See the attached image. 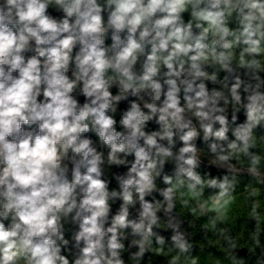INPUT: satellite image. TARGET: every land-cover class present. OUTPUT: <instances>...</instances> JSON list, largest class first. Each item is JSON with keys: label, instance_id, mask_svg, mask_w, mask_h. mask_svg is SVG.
<instances>
[{"label": "clouds", "instance_id": "clouds-1", "mask_svg": "<svg viewBox=\"0 0 264 264\" xmlns=\"http://www.w3.org/2000/svg\"><path fill=\"white\" fill-rule=\"evenodd\" d=\"M261 188L264 0H0V264H264Z\"/></svg>", "mask_w": 264, "mask_h": 264}, {"label": "rangeland", "instance_id": "rangeland-1", "mask_svg": "<svg viewBox=\"0 0 264 264\" xmlns=\"http://www.w3.org/2000/svg\"><path fill=\"white\" fill-rule=\"evenodd\" d=\"M113 184H114V182H113ZM112 186L115 187L114 185H112ZM237 196H238V203H237V206H236L235 211L233 213V227H234L235 232L237 234H241V233L246 234L247 228H246L245 224H243V223L239 224V222H238V224L235 223L236 219L243 220L245 218V215H246V209L242 206L246 202L245 198L243 196V189L237 190ZM260 202H261L262 207H264V188L260 189ZM196 230L197 231L199 230V222L197 224ZM196 239L199 240V236H197ZM210 239H211V242L217 247V250L220 251V248H219V245H218V242L216 241V239L214 237H210ZM245 240H246V235L242 237L241 243H244ZM241 255L242 256L246 255V252L241 253ZM152 259H153V261L156 260L155 254H153ZM161 259L162 258H157V260H161ZM201 264H212L211 257L210 256L202 257L201 258Z\"/></svg>", "mask_w": 264, "mask_h": 264}, {"label": "water", "instance_id": "water-1", "mask_svg": "<svg viewBox=\"0 0 264 264\" xmlns=\"http://www.w3.org/2000/svg\"><path fill=\"white\" fill-rule=\"evenodd\" d=\"M241 253H245V251H241Z\"/></svg>", "mask_w": 264, "mask_h": 264}, {"label": "trees", "instance_id": "trees-1", "mask_svg": "<svg viewBox=\"0 0 264 264\" xmlns=\"http://www.w3.org/2000/svg\"><path fill=\"white\" fill-rule=\"evenodd\" d=\"M113 185L115 186V183Z\"/></svg>", "mask_w": 264, "mask_h": 264}]
</instances>
